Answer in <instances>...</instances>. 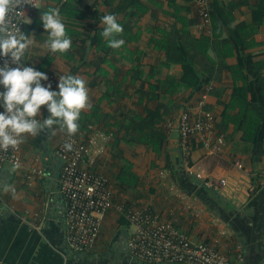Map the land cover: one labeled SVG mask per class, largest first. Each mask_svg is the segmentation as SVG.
I'll use <instances>...</instances> for the list:
<instances>
[{
  "label": "crops",
  "instance_id": "1",
  "mask_svg": "<svg viewBox=\"0 0 264 264\" xmlns=\"http://www.w3.org/2000/svg\"><path fill=\"white\" fill-rule=\"evenodd\" d=\"M208 1L226 7L228 22L220 24L215 36L211 19L203 24L195 0H44V7L25 11L32 23L24 24L22 31L43 43L47 33L40 13L59 6L72 48L65 54L33 48L25 64L53 74L55 88L59 75L87 81L92 106L81 114L93 121L79 127L76 135L93 141L82 165L108 176L113 203L150 202L164 218L175 219L192 241L210 243L232 260L240 245L241 264H264V187L257 186L264 167V96L254 84L246 101L232 102L233 91L253 80V72L264 77V0ZM259 11L262 20L254 26L253 14ZM106 14H115L123 26L118 38L125 43L119 49L108 47L100 35V17ZM233 28L256 64L240 73L231 70L238 62ZM169 35H177L182 43L183 57L199 76L197 85L188 82L190 67L182 62V51L172 56L175 60L167 58L163 43ZM204 37L209 38L207 44ZM202 96L224 143L211 151L194 141L185 156L177 132L166 134L161 125L184 109L197 114ZM254 100L262 105V117L252 144L243 138L239 116ZM49 115L42 106L37 119ZM146 117V125L138 127ZM53 127L55 135L51 129L27 135L20 144L19 163L0 168V264H146L127 253L131 226L114 207L103 215L89 252L68 248L64 203L54 177L55 148L67 132ZM155 131L162 134L159 145L152 141ZM236 160L241 168L234 165ZM35 169L46 170L45 176L31 174ZM193 170L225 178L226 185L212 192Z\"/></svg>",
  "mask_w": 264,
  "mask_h": 264
},
{
  "label": "built area",
  "instance_id": "2",
  "mask_svg": "<svg viewBox=\"0 0 264 264\" xmlns=\"http://www.w3.org/2000/svg\"><path fill=\"white\" fill-rule=\"evenodd\" d=\"M199 16L203 24H209V1L195 0ZM30 4H22L18 10H35ZM21 25V30L23 28ZM5 57L0 56V66ZM14 66V65H12ZM48 80L42 81L47 86L55 88V77L48 74ZM202 96L196 107L198 113L194 116L190 109H184L176 117H168L162 123L166 134L176 131L179 138V149L187 156L194 141L209 150H218L224 139L215 126V115L204 108ZM93 138H85L65 134L55 148V154L60 161L58 191L63 199V220L65 223V239L68 248L74 252H89L98 239L103 215L112 207L121 212L131 231L126 241L127 253L134 259L146 264H241L243 253L237 245L235 260L220 252L207 242H195L179 229L175 219L164 218L150 202L138 204L113 203V192L110 180L102 172L86 168L82 165L84 156L89 152V143ZM66 142L73 144V150L64 148ZM21 146L18 149L0 150V168L5 164L17 165L20 161ZM238 168L240 161H234ZM191 170L190 167H188ZM43 174L41 169L31 172ZM194 176L212 192H219L226 185V179L203 174L193 170ZM259 187H264V167L258 174ZM255 186V187H257ZM171 190H176L170 185ZM264 234V230H263Z\"/></svg>",
  "mask_w": 264,
  "mask_h": 264
},
{
  "label": "clouds",
  "instance_id": "3",
  "mask_svg": "<svg viewBox=\"0 0 264 264\" xmlns=\"http://www.w3.org/2000/svg\"><path fill=\"white\" fill-rule=\"evenodd\" d=\"M22 4H30L37 9L44 7V0H0V56L5 57L0 66V150L18 149L27 135L37 136L54 125L68 136H74L79 130L81 112L91 108L87 81L78 75H59L58 91L52 85L42 84L47 81L45 72L32 66H26L25 56L33 48L65 54L72 48V38L67 32V25L60 13L59 6H48L40 13V19L47 39L37 42L34 34L21 30L22 24H31L32 20L23 10ZM101 37L112 49L121 48L125 41L118 38L123 33V26L115 14L100 17ZM30 57V55H29ZM28 57V58H29ZM28 60V59H27ZM14 65V66H12ZM46 106L50 115L41 116V107ZM64 148L73 150V144L66 142Z\"/></svg>",
  "mask_w": 264,
  "mask_h": 264
},
{
  "label": "trees",
  "instance_id": "4",
  "mask_svg": "<svg viewBox=\"0 0 264 264\" xmlns=\"http://www.w3.org/2000/svg\"><path fill=\"white\" fill-rule=\"evenodd\" d=\"M209 6H210L209 17L211 19V31L213 33L211 35L215 36V31L220 26V24H224V23L228 22L227 16L224 14L226 11V7L224 8L222 6H219L215 2H212V4H209ZM253 15H254V21H255L254 26H256V24H258L262 20L263 12H261V11L254 12ZM232 33L234 34V35H232V38L234 41V46L237 50L238 62L235 66L231 67V70L233 72H239L240 73L243 69L245 70V69L253 68L256 64H255V62H253L252 56L250 54L244 52V49L246 47V43L243 42L239 38L238 29L233 28ZM174 36H176V37L174 38ZM174 36L169 35L167 37L165 43H163V47H164V50L166 52L167 58L170 61L176 59V58L172 57L174 54L182 51L181 56L183 57L185 55L184 52L186 53V51L184 50V47H182V43L178 42L177 35H174ZM203 39L205 40L206 44L209 42L208 37H204ZM193 41H195V40H193ZM192 46L195 47V43H193L191 45V47ZM183 58H185V59H182V62L188 63L189 67H190V71H189L188 75H190L191 77L189 78L188 82L190 84H192V86H195L198 84L199 76H197L195 74L194 70L192 69V64L186 58V56ZM46 61L47 60H45V62ZM253 73H254L253 74V76H254L253 80H251L249 83H246L243 87H241L239 89L236 88L233 91L232 102H238L239 100H245V95H246L247 91L252 90L254 84H257V86L260 89L261 94L264 96V90H263L264 77L261 76L258 72H253ZM53 90L58 91V87L54 88ZM246 104H247V102H246ZM227 107H229V106H227ZM261 115H262V105L258 100H254L250 104L249 108L244 110L242 112V114L239 116L241 119L239 126H240L241 130L243 131V138L247 139L252 144H254L256 142L257 133H258V130H259L260 125H261V117H262ZM83 116L84 115L81 114L80 120H79V127L86 128V125L91 123L93 121V119H89L90 117L88 119H84ZM149 118L150 117L142 118L139 121V123L137 124L138 127H144ZM56 126L59 127L58 125H56ZM47 133L49 134L50 130H48ZM155 133H156V135H155L156 137H155V139L153 138L152 141H156V143L159 145V143H161L160 141L162 139V134L158 131H155ZM218 133H221V132H218ZM144 140L147 141L146 139H144Z\"/></svg>",
  "mask_w": 264,
  "mask_h": 264
},
{
  "label": "water",
  "instance_id": "5",
  "mask_svg": "<svg viewBox=\"0 0 264 264\" xmlns=\"http://www.w3.org/2000/svg\"><path fill=\"white\" fill-rule=\"evenodd\" d=\"M55 170H54V177L55 179H57L59 177V172H60V161L58 159V157H56L55 159ZM46 174V170L43 171V175L45 176ZM81 256V255H80ZM79 255H77V257H80ZM161 264H167V263H161Z\"/></svg>",
  "mask_w": 264,
  "mask_h": 264
}]
</instances>
